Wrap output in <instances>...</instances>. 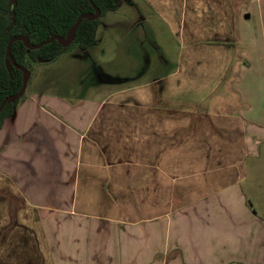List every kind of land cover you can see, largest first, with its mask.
I'll return each instance as SVG.
<instances>
[{
  "label": "crops",
  "instance_id": "0c3cea01",
  "mask_svg": "<svg viewBox=\"0 0 264 264\" xmlns=\"http://www.w3.org/2000/svg\"><path fill=\"white\" fill-rule=\"evenodd\" d=\"M96 40L0 128V264H264V0H120Z\"/></svg>",
  "mask_w": 264,
  "mask_h": 264
},
{
  "label": "trees",
  "instance_id": "16d2710c",
  "mask_svg": "<svg viewBox=\"0 0 264 264\" xmlns=\"http://www.w3.org/2000/svg\"><path fill=\"white\" fill-rule=\"evenodd\" d=\"M120 0H0V109L4 101L18 94L24 84L23 69L30 72L31 66L40 62H51L73 49L87 52L96 43L97 30L106 14L119 9ZM100 11L98 18L95 16ZM75 37L70 44L55 40L39 49L52 37L67 40L77 24ZM22 38L28 39V43ZM19 66L7 68L8 46ZM9 101L0 110V128L10 118L23 99Z\"/></svg>",
  "mask_w": 264,
  "mask_h": 264
},
{
  "label": "rangeland",
  "instance_id": "374dc122",
  "mask_svg": "<svg viewBox=\"0 0 264 264\" xmlns=\"http://www.w3.org/2000/svg\"><path fill=\"white\" fill-rule=\"evenodd\" d=\"M88 59V58H86ZM82 62V61H81ZM80 62V63H81ZM84 62V68L86 70H90L89 62L83 61ZM74 63V62H73ZM79 64L78 61H76ZM92 64V63H91ZM100 67H97L95 70H99ZM110 68V67H108ZM111 69V68H110ZM85 72L83 70H76L73 75L68 76L67 79H91L90 81L95 82L99 77L94 75H84ZM256 85H257V92H258V97L253 96L251 98V108H250V113L251 117L256 121L257 125L264 123V100L262 98V95L264 94V79H256ZM91 83V82H89ZM85 85V83H83ZM250 102V101H249ZM255 156L253 159H251V163L248 169V188H255L258 187L259 185H263L261 190H254L256 194L255 199H264V140H261L257 147L255 148Z\"/></svg>",
  "mask_w": 264,
  "mask_h": 264
},
{
  "label": "water",
  "instance_id": "95a60500",
  "mask_svg": "<svg viewBox=\"0 0 264 264\" xmlns=\"http://www.w3.org/2000/svg\"><path fill=\"white\" fill-rule=\"evenodd\" d=\"M99 16H100V11L97 10V13H96L95 16H91V15H89V16H87V17L98 18ZM83 18H84V17H81V18L78 20L77 24L75 25V27L73 28V30H72V32H71V34H70V37H69L67 40L62 39V38H59V37H52L50 40H48V41L44 42L43 44H41V45H39V46H36V47L31 46L30 44H28V48H31V49H39V48H41L42 46H45V45H47V44H50V43H52V42L55 41V40H59V41H61V42H63V43L70 44L71 41L73 40V38L75 37L76 30H77V28L79 27L80 23L82 22V19H83ZM22 39L25 40V41L28 43V39H26V38H22ZM8 55H9V58H10V60L7 61V63H6L8 70L11 71V69H12L11 66H12V65L18 68L19 66H18V65L16 64V62L14 61L13 56H12V53H11V43H10V45L8 46ZM22 70H23V72L25 73V79H24V84H23V87H22L21 91H20L18 94H16V95H14V96H11V97L7 98V99L4 101V103H3V105H2V107H1L0 110L3 109V107L6 105L7 102H9V101H13V100H18V99H20V98L25 94V91H26V88H27V83H28V80H29V72H28L26 69H23V68H22Z\"/></svg>",
  "mask_w": 264,
  "mask_h": 264
},
{
  "label": "flooded vegetation",
  "instance_id": "af4514ba",
  "mask_svg": "<svg viewBox=\"0 0 264 264\" xmlns=\"http://www.w3.org/2000/svg\"><path fill=\"white\" fill-rule=\"evenodd\" d=\"M65 54H66V53H65ZM33 65H34V64H33ZM33 65H32V66H33ZM12 66H13V65H12ZM32 66H31V70H30V72L27 70V71L29 72V78H30V75L32 74ZM22 71H23V70H22ZM23 73H24V72H23ZM24 79H25V73H24Z\"/></svg>",
  "mask_w": 264,
  "mask_h": 264
}]
</instances>
